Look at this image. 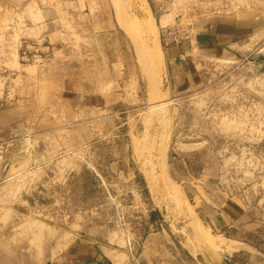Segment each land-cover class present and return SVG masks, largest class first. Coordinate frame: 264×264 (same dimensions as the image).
<instances>
[{"label":"rangeland","instance_id":"374dc122","mask_svg":"<svg viewBox=\"0 0 264 264\" xmlns=\"http://www.w3.org/2000/svg\"><path fill=\"white\" fill-rule=\"evenodd\" d=\"M21 1L0 0V264L77 238L264 264V0H41L62 37L39 62Z\"/></svg>","mask_w":264,"mask_h":264},{"label":"crops","instance_id":"0c3cea01","mask_svg":"<svg viewBox=\"0 0 264 264\" xmlns=\"http://www.w3.org/2000/svg\"><path fill=\"white\" fill-rule=\"evenodd\" d=\"M24 8L29 5L31 0H22ZM29 2V3H28ZM39 1L37 8L33 9L32 15L27 18V24L30 28L25 31L26 41L24 43H37L41 46L59 45L61 35V25L59 19L50 17L51 11L47 6ZM28 3V5H26ZM74 7H79V2H74ZM22 6V5H21ZM56 16V15H54ZM112 31V27H109ZM209 38L207 43L215 42L218 40V33L212 30L208 33ZM201 39V38H200ZM205 44L206 41H204ZM53 44V45H52ZM113 255V254H112ZM114 256V255H113ZM116 262L111 257V251H108L96 241L77 238L73 240L64 251L58 256L48 261L46 264H115Z\"/></svg>","mask_w":264,"mask_h":264},{"label":"built area","instance_id":"2783aa9c","mask_svg":"<svg viewBox=\"0 0 264 264\" xmlns=\"http://www.w3.org/2000/svg\"><path fill=\"white\" fill-rule=\"evenodd\" d=\"M164 36H165L168 44H170V42L171 43H174V42L178 43L179 42L178 37H175L176 34H174V32L171 30H165ZM43 46L41 47V45H39L37 43H32V44L27 45L26 51L24 52V59H26V61H30V60L37 61V62L43 61V55L42 54L43 53L45 54V50H46ZM32 50H34V52H33L32 57H30V55L28 56L27 53H30ZM48 50L49 49L47 48L46 53Z\"/></svg>","mask_w":264,"mask_h":264},{"label":"bare ground","instance_id":"6f19581e","mask_svg":"<svg viewBox=\"0 0 264 264\" xmlns=\"http://www.w3.org/2000/svg\"><path fill=\"white\" fill-rule=\"evenodd\" d=\"M118 18H119V23L120 25L129 33H132V28L130 25L129 20L127 19V16L121 12V8H119V14H118ZM169 17V16H168ZM165 20V19H164ZM166 22V21H165ZM163 23V22H162ZM165 24V23H164ZM134 30V29H133ZM131 33H129L131 35ZM133 36V35H132ZM153 85H155V82H152ZM157 84V83H156ZM157 86V85H156ZM156 86H154L156 88ZM114 259V258H113ZM116 259V257H115ZM116 264V263H115Z\"/></svg>","mask_w":264,"mask_h":264}]
</instances>
